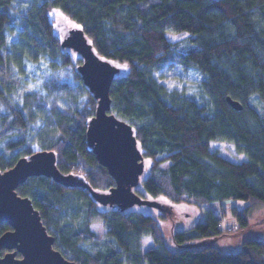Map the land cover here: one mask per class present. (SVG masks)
<instances>
[{"label": "trees", "instance_id": "1", "mask_svg": "<svg viewBox=\"0 0 264 264\" xmlns=\"http://www.w3.org/2000/svg\"><path fill=\"white\" fill-rule=\"evenodd\" d=\"M56 12L74 20L78 25L71 26L83 30L95 53L118 67L109 91L112 111L132 125L144 156L134 192L155 204L123 210L94 197L92 190L106 193L116 181L88 144L98 102L79 69L82 56L64 44L73 28L56 21ZM167 32L188 34L177 41ZM172 54L203 77L196 94L174 91L169 102L152 69ZM43 57L71 75L53 74L37 90L23 88L27 65ZM228 97L243 108L234 109ZM0 121V140L6 136L0 173L21 157L53 150L64 175L88 184L66 187L41 175L17 187L32 199L54 247L68 260L264 264V239L258 236L244 238L236 251L192 244L241 233L254 210L264 209V0H0ZM32 133L39 147L29 143ZM215 140L234 143L246 158L213 150ZM238 199L248 204L240 208ZM187 203L213 207L167 237L162 210L175 212ZM229 209L238 220L235 229L222 225ZM96 216L111 241L89 250L84 244L97 237L91 222ZM11 228L1 222L0 235ZM147 234L153 244L143 250Z\"/></svg>", "mask_w": 264, "mask_h": 264}, {"label": "water", "instance_id": "2", "mask_svg": "<svg viewBox=\"0 0 264 264\" xmlns=\"http://www.w3.org/2000/svg\"><path fill=\"white\" fill-rule=\"evenodd\" d=\"M64 44L82 56L84 63L79 69L98 102L88 126V144L116 181L106 193L92 190L94 197L104 205H118L123 210L135 204H155L141 200L134 192L145 169L144 156L132 125L112 111L109 91L118 67L95 53L81 29H71ZM228 102L236 110L243 108L230 97ZM56 162L55 151L38 150L0 173V223L12 227L0 235V264H77L54 247L55 239L47 231L32 199L17 192V187L29 177L41 175L66 187L88 186L73 175H64Z\"/></svg>", "mask_w": 264, "mask_h": 264}, {"label": "rangeland", "instance_id": "3", "mask_svg": "<svg viewBox=\"0 0 264 264\" xmlns=\"http://www.w3.org/2000/svg\"><path fill=\"white\" fill-rule=\"evenodd\" d=\"M56 21L62 20V23L69 28H73V26H77L78 24L71 20L70 18H65L62 14L56 12L55 14ZM69 19V20H68ZM61 23V24H62ZM71 24L73 26H71ZM60 27V24L58 25ZM62 30V29H61ZM188 34V33H187ZM176 32H167L166 35L169 39L182 41L184 35ZM153 76L156 80L164 85L167 89V94L164 95L165 99L171 102L170 94L174 91H178L180 95L184 94H196L198 92L199 81L203 77L201 72L193 65L189 67H185L183 64L177 61V57L175 54L170 55V59L168 62L163 64L158 69H152ZM53 74H59L62 78H66L71 75V71L68 68H60L53 65L48 58L43 57L37 63H29L27 65L26 74L22 75V84L25 89L37 90L43 80L52 76ZM15 99H18V94L15 92ZM257 106L262 110V105L259 101L254 98ZM1 125V121H0ZM33 136L29 139L30 144L36 145L37 139L35 138V133H32ZM6 136H4L0 140V151L3 150V143L5 141ZM211 148L213 150H217L223 155L240 161L246 158V156L242 153H239L235 147V144L229 141H219L215 140L211 142ZM162 201V200H161ZM165 203L164 201H162ZM240 208H243L248 204L246 200L238 199L234 202ZM213 207L212 204H206L203 206H198L194 203H187L186 205H182L178 207L175 212H166L162 210V213L167 218L166 220H162L160 217L159 222L167 235V237H171V230L175 227L176 229L186 228L189 225L193 224L199 219H204L207 210ZM228 207V206H227ZM161 210V209H160ZM157 211V210H156ZM228 214L226 218L223 220L222 225L224 228H237L238 220L231 214V210H228ZM218 213V211H216ZM92 230L96 233L97 237L95 239L88 240L84 246L92 250L96 247H104L108 242H110V238L107 237L105 233V225L103 221L98 217H94L92 220ZM248 236H258L264 239V209L259 208L257 211L254 210L252 215L250 216L249 225L245 230H242L241 233H232L229 235H224L218 238H205L193 241L192 244L195 246H206V245H216L222 250L225 251H236L241 248V242L244 238ZM153 244V239L150 234H147L143 237L142 249L145 250L150 245ZM124 258V257H123Z\"/></svg>", "mask_w": 264, "mask_h": 264}]
</instances>
